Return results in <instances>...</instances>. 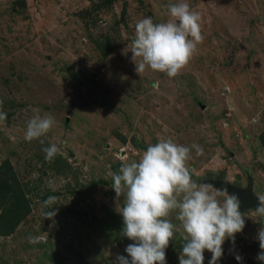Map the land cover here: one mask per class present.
<instances>
[{"label": "rangeland", "instance_id": "374dc122", "mask_svg": "<svg viewBox=\"0 0 264 264\" xmlns=\"http://www.w3.org/2000/svg\"><path fill=\"white\" fill-rule=\"evenodd\" d=\"M178 2L0 0V111L7 114L0 175L15 180L9 193L0 191V216L11 220L26 209L0 236V264H114L127 256L133 241L121 236L123 197L111 173L160 139L202 148H191L188 161L197 183L258 202L264 196V0H187L201 13L204 36L192 59L173 78L137 74L130 52L136 22H165L167 6ZM32 108L56 123L29 142ZM52 144L59 152L47 160L43 149ZM49 196L57 197L52 219L44 215ZM258 207L241 204L245 227L234 243L224 242L217 264H261ZM37 236L44 238L29 242ZM184 243L181 229L166 264H179ZM210 259L205 251L204 264Z\"/></svg>", "mask_w": 264, "mask_h": 264}, {"label": "clouds", "instance_id": "9594fccd", "mask_svg": "<svg viewBox=\"0 0 264 264\" xmlns=\"http://www.w3.org/2000/svg\"><path fill=\"white\" fill-rule=\"evenodd\" d=\"M170 19L154 23L150 17L135 24V38L131 42L132 61L136 73L146 69L176 77L189 63L203 42L201 13L192 9L187 0L167 6ZM33 115L27 121L24 139L31 142L48 133L56 121L51 115H41L39 108L31 109ZM7 114L0 111V122ZM197 153L200 146L193 144ZM191 148L176 143L171 137L160 139L147 146L139 160L124 163L118 172L111 173L112 188L123 197L118 212L122 217L121 236L133 241L125 252L117 255L114 264H166V249L174 234L182 229L185 243L179 254V264H204V252L211 253L209 264H217L223 255L226 240L234 243L235 234L245 227V217L239 211L241 201L227 188L197 183L192 178L188 161ZM45 159L51 160L59 148L52 144L43 149ZM57 197L44 201L46 219H52L51 211ZM255 213L264 216V196L259 197ZM176 213L180 228L169 218ZM43 236L30 237V243L43 240ZM257 239L261 252L257 259L264 264V226ZM239 262L241 257H236Z\"/></svg>", "mask_w": 264, "mask_h": 264}, {"label": "trees", "instance_id": "16d2710c", "mask_svg": "<svg viewBox=\"0 0 264 264\" xmlns=\"http://www.w3.org/2000/svg\"><path fill=\"white\" fill-rule=\"evenodd\" d=\"M7 179H10V181L12 182L10 186H8L10 181ZM14 181L15 180L12 179V177L4 179L3 175H0V191H3L5 194L9 193L12 185L15 184ZM22 198H23V194L19 191L17 187V192L14 193V199L18 202ZM20 205L22 204L20 203ZM12 206H13L12 204L9 205V207H12ZM25 212H26V209L24 208V211L22 213L21 212L15 213V217L12 218L11 220H7L5 218V215H1L0 216V236H6L10 234L15 229L19 221L23 218V216L25 215ZM0 213H1V210H0Z\"/></svg>", "mask_w": 264, "mask_h": 264}, {"label": "water", "instance_id": "95a60500", "mask_svg": "<svg viewBox=\"0 0 264 264\" xmlns=\"http://www.w3.org/2000/svg\"><path fill=\"white\" fill-rule=\"evenodd\" d=\"M233 193L239 196L242 207L245 208L256 207L259 204L258 200L248 193H245L243 191H236V190Z\"/></svg>", "mask_w": 264, "mask_h": 264}]
</instances>
